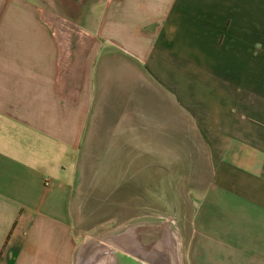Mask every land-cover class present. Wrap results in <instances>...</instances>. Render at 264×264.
Returning a JSON list of instances; mask_svg holds the SVG:
<instances>
[{
    "label": "crops",
    "instance_id": "obj_1",
    "mask_svg": "<svg viewBox=\"0 0 264 264\" xmlns=\"http://www.w3.org/2000/svg\"><path fill=\"white\" fill-rule=\"evenodd\" d=\"M47 13L90 37L68 54ZM114 59L212 134L185 264H264V0H0V264L73 263L77 155Z\"/></svg>",
    "mask_w": 264,
    "mask_h": 264
},
{
    "label": "rangeland",
    "instance_id": "obj_2",
    "mask_svg": "<svg viewBox=\"0 0 264 264\" xmlns=\"http://www.w3.org/2000/svg\"><path fill=\"white\" fill-rule=\"evenodd\" d=\"M47 14L68 54L72 43L78 40V44L82 39L80 35L90 37L73 22L56 13ZM104 55L100 54L98 61ZM113 56L120 59L119 52ZM118 61L114 59L113 65L117 67L112 79L105 80L102 62L96 71L92 105L97 106L98 117H91L86 124L73 180L72 264H76L79 247L86 237L134 220L158 222L172 233L177 246L179 237L181 260L185 264L191 217L214 173L216 152L212 134L204 131L200 119L193 116L196 110L185 106L186 102H176L151 78L136 79L135 69L120 70ZM184 87L189 105L197 104L194 86L183 85V90Z\"/></svg>",
    "mask_w": 264,
    "mask_h": 264
},
{
    "label": "water",
    "instance_id": "obj_3",
    "mask_svg": "<svg viewBox=\"0 0 264 264\" xmlns=\"http://www.w3.org/2000/svg\"><path fill=\"white\" fill-rule=\"evenodd\" d=\"M127 231L119 238L109 234L110 244L93 248L84 264H178L177 241L170 231L163 227Z\"/></svg>",
    "mask_w": 264,
    "mask_h": 264
},
{
    "label": "bare ground",
    "instance_id": "obj_4",
    "mask_svg": "<svg viewBox=\"0 0 264 264\" xmlns=\"http://www.w3.org/2000/svg\"><path fill=\"white\" fill-rule=\"evenodd\" d=\"M138 72V71H137ZM139 75V74H138ZM108 76V75H107ZM129 78V77H128ZM138 77H136V79H137ZM135 79V80H136ZM143 79V78H142ZM109 81V80H108ZM142 81V80H141ZM140 84H141V82H139ZM146 83H147V81H146ZM111 84V83H110ZM143 84H145V81L143 82ZM134 85H136V84H134ZM150 85V84H149ZM109 86V85H108ZM147 86V85H146ZM138 87H141V86H139L138 85ZM153 87V86H152ZM148 88V87H147ZM140 89V88H139ZM137 90V89H136ZM150 91H152V90H150ZM153 92V91H152ZM154 92H156V90L154 91ZM135 93V92H134ZM159 94V93H158ZM106 96V95H105ZM104 96V97H105ZM134 96V95H133ZM160 96V95H159ZM135 99V98H134ZM130 101V100H129ZM131 102V101H130ZM132 104V103H131ZM111 106V105H110ZM132 108V107H131ZM99 109V108H98ZM131 110H133V109H131ZM141 110V109H140ZM96 112H97V110H95ZM99 111V110H98ZM132 112V111H131ZM100 113V112H99ZM149 113V112H148ZM150 113H151V111H150ZM149 113V114H150ZM95 114V113H94ZM93 114V115H94ZM98 114V113H97ZM104 114V113H103ZM124 114H126V113H124ZM155 114V113H154ZM144 115H146V114H144ZM148 115V114H147ZM97 116V115H96ZM159 116V115H158ZM162 116V115H161ZM98 117V116H97ZM96 117V118H97ZM151 117V116H150ZM149 117V118H150ZM164 117V116H163ZM136 118V117H135ZM159 118H160V116H159ZM162 118V117H161ZM93 119V118H92ZM138 119V118H137ZM148 119V118H147ZM151 119V118H150ZM149 119V120H150ZM169 120H170V118H169ZM174 120V119H173ZM180 120V119H179ZM146 121V120H145ZM151 121V120H150ZM155 121V120H154ZM153 121V122H154ZM177 121V120H176ZM189 121V120H188ZM147 122V121H146ZM156 122V121H155ZM158 122V121H157ZM157 122H156V124H157ZM160 122V121H159ZM119 123V122H118ZM149 123V122H148ZM148 123H146V124H148ZM164 123V122H163ZM175 123V122H174ZM117 125V124H116ZM160 126V125H159ZM115 127H117V126H115ZM162 127V126H161ZM91 128V127H90ZM120 128V127H119ZM194 128V127H193ZM161 130V129H160ZM92 133H93V131H91ZM90 132V133H91ZM117 132V131H116ZM162 132V131H161ZM88 135V134H87ZM97 135V134H96ZM88 137V136H87ZM87 137H86V140H87ZM91 137V136H90ZM196 138V137H195ZM88 139H89V137H88ZM115 139V138H114ZM133 139V138H132ZM86 140H85V142H86ZM99 140V139H98ZM95 142V141H94ZM115 145V144H114ZM117 146V145H116ZM111 147H112V145H111ZM109 148H110V146H109ZM133 150V149H132ZM92 151V150H91ZM124 151V150H123ZM122 151V152H123ZM93 152V151H92ZM117 152V151H116ZM167 152H168V150H167ZM199 152V151H198ZM130 153V152H129ZM148 153H150V152H148ZM155 153V152H154ZM139 154V153H138ZM199 155V154H198ZM165 156V155H164ZM91 158V157H90ZM199 158V157H198ZM95 159V158H94ZM141 159V158H140ZM145 159V158H144ZM198 160V159H197ZM130 161V160H129ZM142 161V160H141ZM88 162V161H87ZM131 165V164H130ZM107 166V165H106ZM107 168V167H106ZM128 169V168H127ZM109 170V169H108ZM127 171V170H126ZM136 171V170H135ZM142 172V171H141ZM138 173V172H137ZM91 176H92V174H91ZM110 176V175H109ZM130 177V176H129ZM142 177V176H141ZM142 179V178H141ZM89 185H91V183L89 184ZM113 186V185H112ZM134 186V185H133ZM133 186H132V188H133ZM128 187H131V186H128ZM135 187V186H134ZM100 188V187H99ZM137 188V187H136ZM115 189V188H114ZM88 190V189H87ZM86 191V190H85ZM85 203V202H84ZM136 203H138V202H136ZM105 204V203H104ZM110 204V203H109ZM138 205V204H137ZM105 206V205H104ZM108 206V205H107ZM160 226H162L161 224H159L158 222H147V221H142V220H134V221H129V222H125V223H122V224H120L119 226H117V227H115V228H113V229H110V230H108V231H105V232H103V233H101V234H99V235H97V236H88V237H86L85 238V240L82 242V244L80 245V247H79V251H78V254H77V261H76V264H84V261H85V258H86V256L88 255V252H92V250H93V248H95V247H97L99 244H102V245H109L110 244V242H109V240H108V236H109V234H113L114 233V235H115V233L116 234H118L117 236V238H119V237H122L121 235H123V232L125 231H127V230H132V229H136V228H142V227H146V228H151V229H154L155 227H160ZM128 232H130V231H127V233L126 234H129ZM176 233V232H175ZM125 234V235H126ZM129 235H131V234H129ZM176 235L178 236V234L176 233ZM178 241H179V246H178V249H176V251H177V258H178V264H182V260H181V253H182V246H181V244H180V238L178 237Z\"/></svg>",
    "mask_w": 264,
    "mask_h": 264
}]
</instances>
